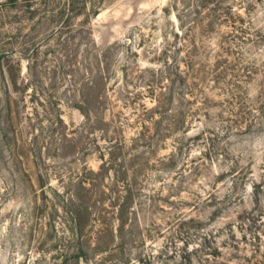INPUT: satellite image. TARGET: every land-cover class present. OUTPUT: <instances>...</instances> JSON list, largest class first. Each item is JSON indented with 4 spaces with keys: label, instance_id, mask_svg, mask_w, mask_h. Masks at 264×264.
I'll return each mask as SVG.
<instances>
[{
    "label": "rangeland",
    "instance_id": "1",
    "mask_svg": "<svg viewBox=\"0 0 264 264\" xmlns=\"http://www.w3.org/2000/svg\"><path fill=\"white\" fill-rule=\"evenodd\" d=\"M0 58V264H264V0H0Z\"/></svg>",
    "mask_w": 264,
    "mask_h": 264
},
{
    "label": "trees",
    "instance_id": "2",
    "mask_svg": "<svg viewBox=\"0 0 264 264\" xmlns=\"http://www.w3.org/2000/svg\"><path fill=\"white\" fill-rule=\"evenodd\" d=\"M8 61H7V63H8ZM16 73H17V71L12 73L13 80H15V74ZM9 121H10L9 127L11 129L13 127L12 113L9 114L8 122ZM9 127L6 124V132H7L6 137L8 138L9 145L11 143H13L12 144L13 146L11 147V148H13V151H16V148H17V140H16L17 134L15 133L11 137L10 136V132L11 131H10ZM85 183L86 182L84 180L80 183L82 189H84V190L87 189L86 186L84 185ZM73 197H75V199H76L75 202L71 199V204H73L74 206L71 205V208L68 209L69 210L68 212H69V214H71L73 222H74V232H73L72 238H73V241L78 242V245L76 246V249L77 250L80 249L81 253H83V251L85 249L84 238H87L88 234H86V232H85V228L83 226V221L81 219H82L83 216H86L87 214H91V213H89V207L88 206L84 207V200L82 199V197H80V193L75 194ZM132 199L133 198H132L131 195H129V197L127 196V202L128 203H130V201ZM76 257L81 258L80 254L79 255L76 254Z\"/></svg>",
    "mask_w": 264,
    "mask_h": 264
}]
</instances>
